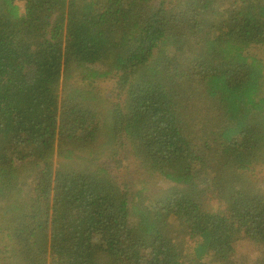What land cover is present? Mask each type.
I'll use <instances>...</instances> for the list:
<instances>
[{
  "label": "trees",
  "instance_id": "16d2710c",
  "mask_svg": "<svg viewBox=\"0 0 264 264\" xmlns=\"http://www.w3.org/2000/svg\"><path fill=\"white\" fill-rule=\"evenodd\" d=\"M257 164L264 0H0V264H264Z\"/></svg>",
  "mask_w": 264,
  "mask_h": 264
},
{
  "label": "rangeland",
  "instance_id": "374dc122",
  "mask_svg": "<svg viewBox=\"0 0 264 264\" xmlns=\"http://www.w3.org/2000/svg\"><path fill=\"white\" fill-rule=\"evenodd\" d=\"M20 5L22 6V10H23L24 4L20 2ZM117 80H118V76L99 78L97 80L98 82L94 86V93L103 96L104 98L114 99L115 96H117V92H118L116 85ZM91 104L93 103L91 102L86 103L85 106L96 116L98 113V109L96 110ZM108 155H110L109 150L103 153V160L105 159L109 160ZM117 160H121V162H123L124 164L131 165L133 170H129L128 178L132 188H133V184H136L137 187L142 186L140 182H145L143 176L147 178V183L145 182L144 184H147L148 186L153 188L155 192H159V191L166 192L172 187V184L164 183L161 177L153 174L152 172H150L149 169L143 168L136 161L135 156H126ZM117 160L110 159L108 162L112 166L115 164V161ZM246 174L248 178L244 176L243 180L247 181V183L256 191L260 193H264V165H258V164L254 165L249 171L246 172ZM204 187H205L204 198L210 205L216 207L218 203H221L220 200L218 199V195L220 194V191H218L216 185L209 187L204 186ZM0 242H5V241L3 239H0ZM241 244L242 241L240 242L239 245V247H241L240 252L243 251L242 246L247 247V245H241ZM192 246H193V242L189 241L182 247L184 249L183 261L185 264H199L200 262L199 259L196 258V256L194 255L193 249L191 248Z\"/></svg>",
  "mask_w": 264,
  "mask_h": 264
}]
</instances>
